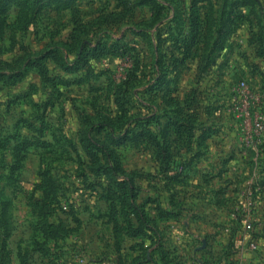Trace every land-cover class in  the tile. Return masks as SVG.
Returning a JSON list of instances; mask_svg holds the SVG:
<instances>
[{
	"label": "rangeland",
	"instance_id": "rangeland-1",
	"mask_svg": "<svg viewBox=\"0 0 264 264\" xmlns=\"http://www.w3.org/2000/svg\"><path fill=\"white\" fill-rule=\"evenodd\" d=\"M0 264H264V0H0Z\"/></svg>",
	"mask_w": 264,
	"mask_h": 264
}]
</instances>
